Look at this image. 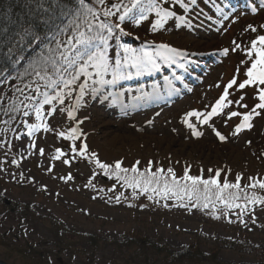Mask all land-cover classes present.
Listing matches in <instances>:
<instances>
[{"label": "rangeland", "instance_id": "374dc122", "mask_svg": "<svg viewBox=\"0 0 264 264\" xmlns=\"http://www.w3.org/2000/svg\"><path fill=\"white\" fill-rule=\"evenodd\" d=\"M186 5L188 10L179 19L177 27L167 28V33L153 31L147 22L137 26L128 19L122 26L127 33L124 35L126 38L142 44L144 48L152 47L150 52H155V46L161 43L183 51L185 60H182V65L190 67L189 64L192 63L196 69V72L190 69L194 82L184 81L182 88L174 86L173 91L167 90L165 93L161 92L160 86L149 96L150 90L146 85L153 84L151 80L124 86L136 76L134 69H128L130 75L125 74L115 83L100 85L94 94L86 95L75 112V120H69L59 108L54 116L48 117L47 112L51 106H47L45 118L55 131L45 132L41 129L32 135H28L24 122L35 123V112L28 110L29 116H23L21 104L22 122L13 135L17 173H12L8 168H0V197L27 205L35 215L52 219L65 229L98 239L109 241L121 240L127 236H143L171 250L197 247L205 255L215 254L226 264H263L264 207L254 208V215L257 217L255 224L250 218L252 211L245 215L244 219L248 223V227H245L233 213L222 222L194 211L185 213L171 203L161 205L158 202L159 205L148 208L144 206V197L138 194L132 206L117 205L116 196L124 193L121 185H115V190L108 193V198L95 196L96 192L92 191L94 186L108 189L111 184L93 175L90 166L82 162L84 157L72 152V142H66L56 134L78 126L83 135L75 142L77 149L84 142L88 145L89 153H96L102 163L112 166L119 160L122 167L131 168L136 161H140L137 167L143 170L152 161L153 172L160 167L165 169L166 174L167 168L171 167L178 177H182L185 167L190 166L191 175L203 174L205 178L214 175V172L207 171L209 168L220 169L222 177L233 183L237 173L245 178H264V156L261 155L264 152V112L253 116L251 129L233 134L243 114L259 102L255 98L254 86H246L240 90L237 84L229 89L230 94L225 103L228 100L233 103L221 114L212 117L207 124L201 122L202 115L199 118L187 115L189 112H210L211 106L223 94L224 87L233 77L238 82L246 79L245 72L246 67L250 66V58L245 49L250 47V42L257 33L264 34V5H261L260 0H247L244 4L240 0H218L217 3L208 2L201 8L197 7V0L195 3L188 0ZM176 6L175 3H170L174 11H177ZM253 8L256 9L255 12ZM249 25L256 28L257 32H252ZM152 40L155 44H152ZM233 41L241 45L234 52L231 51ZM224 48L229 49L227 55L222 54ZM111 53L108 54L110 63L113 58ZM181 57H176L175 61H180ZM164 64L170 67V63ZM163 67L160 66L159 70L163 71ZM156 71L145 72L153 75ZM141 87L142 90L138 89L137 93L136 88ZM128 89L132 91V97L125 94ZM28 92L25 89V93ZM118 95L121 96L122 104L125 107L130 104V108L127 107L122 112L117 110L114 102L118 100ZM240 96L245 97L243 103L248 105L247 109L234 102ZM20 100H24V96ZM24 102L28 103L26 100ZM74 103L75 94L71 100H65V107ZM230 111H237L240 115L228 119L227 113ZM76 120L83 123L77 125ZM189 123L202 133L200 137L192 136ZM217 131L226 137L225 141L219 140ZM32 141H35L36 148L29 147ZM40 148L45 150L43 156L39 153ZM56 148L64 153L60 159H53ZM65 159H69L70 164L63 163ZM91 161L95 163L94 160ZM49 168L52 169L51 172L48 171ZM19 173L29 183H21L14 177ZM69 174L72 176L71 180L61 179ZM90 179L91 185L86 187ZM246 182L242 180L241 187ZM254 191L264 195V191L259 188ZM229 219L233 222L229 223ZM249 228L252 230L249 231ZM67 237L72 239L69 235ZM227 241L249 244L261 251L247 253L233 250L221 243ZM4 244L6 246L0 245V261L7 264L70 262L69 258L59 254L52 255L53 260L46 252L41 255L44 257L42 259L26 257L15 243L4 240ZM36 253L33 254L37 255ZM76 253L79 255L80 250Z\"/></svg>", "mask_w": 264, "mask_h": 264}, {"label": "snow or ice", "instance_id": "6c2138e0", "mask_svg": "<svg viewBox=\"0 0 264 264\" xmlns=\"http://www.w3.org/2000/svg\"><path fill=\"white\" fill-rule=\"evenodd\" d=\"M168 2V0H161V3ZM172 3H183V0H171ZM195 3V0H191ZM77 7L70 9L65 13L67 23L59 27L55 35L51 37L46 49V54L42 50L40 55L29 61L23 73L17 77L23 80L24 77L30 79L23 85V87H14V93L18 92L24 96V100L16 98L14 103L16 106L12 109L14 111H21L19 105H23V116L28 117L29 111L35 112V123H27L25 126L28 128V135L43 129L45 132L55 131L50 127L46 121L44 106L49 105L50 110L47 116H54L57 108L69 120H75V112L81 106L86 95L97 91V87L104 84L115 83L121 79L128 69H134L136 75L149 70H159L160 62L175 63L176 57L185 55L183 51L172 47L169 44L161 43L155 46L156 51L150 52L145 50H132L124 48V55L115 60V63H110V57L107 53L108 40L112 38L114 30H118L120 34L127 35L122 27L126 19L131 18L138 26L142 20L146 19L144 5L142 0H129L128 4H124L123 0L120 3H112L106 5L105 0H75ZM261 5H264V0H260ZM99 10H98V7ZM140 9L139 14H134L133 9ZM122 9V11H121ZM147 11H154L159 17L153 24L152 30H158L163 27L165 21L174 16V12L168 8L162 7L157 4L155 0H148ZM256 9L253 8V12ZM101 15L105 19H101ZM116 17L117 22L111 23L110 18ZM177 19H180L177 17ZM227 19V16H225ZM264 27V26H262ZM252 32H257L256 28L249 25ZM34 41L39 37H34ZM234 47L231 51H236L241 48V45L233 41ZM247 56L250 58V66L246 67L245 76L242 82H238L233 77L224 87L223 94L216 100L215 104L211 106V111L201 114L196 112H189L188 116H203L202 123L207 122L214 116L221 114L229 104L233 101H225L229 96V89L238 84V89L243 90L246 86H254L256 91V99L258 103L254 105L249 111L243 114L241 122L235 127L233 134H238L244 129L252 128L253 116H259L264 112V34L257 33L256 37L251 40L250 47L245 49ZM228 48H224L222 54L227 55ZM119 56V54H117ZM18 62V61H17ZM243 63V61L241 62ZM105 77H110L106 79ZM219 87V85H217ZM25 89L29 92L26 94ZM75 94V103L69 107H65V100H71ZM4 97L0 96V100ZM245 97L240 96L234 102L240 104L241 107L247 109L248 105L243 103ZM28 101L25 103L24 101ZM18 101V103H17ZM259 109L260 111H257ZM240 115L237 111H230L227 113L228 119ZM78 125L83 121L76 120ZM187 123V120H185ZM192 129V136L200 137L201 132L197 131L194 125L188 124ZM56 134L65 140L72 141L71 150L75 155L89 158L95 161L98 168L104 170L105 175L114 176L116 181L122 187L133 189V199L136 197V190L138 189L142 194L152 193L154 195H162L167 198L169 194L179 200L185 197L189 201H195L191 206L195 208L207 209L212 206V218L220 219L216 215L217 203L224 206L225 217L228 216V211L232 209H240L239 213L233 212L237 216L240 224L248 227L247 221L244 219L245 215H249L250 206L264 207V195H260L254 190L259 188L264 191V178L253 176L243 177L240 173L235 176V182H229L226 177H222L221 170H213L209 168L207 171L213 173L207 178L201 175H191L190 166H186L182 177H178L173 170L169 167L165 169L157 167L152 171V161L148 162V166L140 170L137 166L141 163L136 161L131 168L122 167V162L117 160L114 167L112 165L102 163L97 154L89 153L88 145L81 142L79 149L76 147V141L81 135L82 131L78 126L71 127L67 131H58ZM217 137L221 142L226 140V137L220 132H216ZM19 139V137H17ZM250 144L251 141H248ZM30 148H36L35 141L29 144ZM45 150L39 149L41 156L44 155ZM64 153L60 148L55 149L53 159H60ZM264 156V152L261 153ZM13 164L17 161L13 160ZM63 163L70 164L69 159L63 160ZM52 171L51 168L48 169ZM203 173V170H201ZM23 175V174H21ZM95 175V173H93ZM111 178V177H110ZM64 180H71L72 176L69 174L67 177H61ZM247 182L241 187V181ZM221 181H223L221 183ZM91 185V179L86 187ZM115 185L109 191H113ZM252 190V191H250ZM121 195H123L121 193ZM121 196H116V201H120ZM148 199H153V195H148ZM237 201H243L238 203ZM132 206V205H129ZM181 207L185 205L181 203ZM143 207V205H141ZM251 214V222L256 223L257 217L254 215V208ZM229 223L233 221L228 220ZM249 231L252 229L249 228Z\"/></svg>", "mask_w": 264, "mask_h": 264}, {"label": "trees", "instance_id": "16d2710c", "mask_svg": "<svg viewBox=\"0 0 264 264\" xmlns=\"http://www.w3.org/2000/svg\"><path fill=\"white\" fill-rule=\"evenodd\" d=\"M105 2L106 5H110L120 3V0H105ZM123 2L128 4L129 0H123ZM155 2L168 8L169 0L165 3H161V0H155ZM142 4L147 18L142 20L139 25L147 22L152 27L159 17L154 11H147L148 0H142ZM75 7H77L75 0H0V96L4 97L3 100H0L1 169L8 168L12 173H17L16 164L12 163L13 160H16L13 135L22 119L21 111L12 109L16 106L14 103L16 98L18 97L20 100L22 95L18 92L14 93V87H23L30 79L27 76L23 80L17 77L24 72L29 61L40 55L42 50L46 54L51 37L55 35L59 27L67 23L65 13ZM139 11L138 8L133 9L134 14L138 15ZM174 12V15L180 16L184 9L178 8ZM100 18L105 19L102 15ZM128 21L135 24L131 18ZM110 22L116 23L117 18H110ZM177 23V16L169 17L163 27L155 32L167 33L166 29H174L177 27ZM34 37H39V39L34 41ZM135 44L120 34L118 30H114L112 38L108 40L107 53L118 52L125 47H133ZM19 106L21 108V105ZM46 109L47 105L44 106V111ZM82 162L88 164L99 179H104L111 184L108 189L99 188V186L93 187L92 191L96 192L95 196L98 198H108L109 189L113 188L112 185H121L114 176H111V173L105 175L104 170L98 168L89 158L84 157ZM14 177L21 183H29L20 173L15 174ZM121 188L124 193L123 195L118 194L121 198L119 202L116 201V204L123 207L133 205L135 201L133 189L122 186ZM136 194L144 197V206L148 208L159 205L158 202H161V205L171 203L185 213L194 211L212 218L211 205L203 210L195 208L191 206L195 201H189L187 197L181 201L170 194L165 198L152 193L142 194L138 189ZM148 195H153V199H148ZM237 202L243 203V201ZM181 203L185 206L181 207ZM255 207L250 206L249 212ZM224 211V206L217 203L216 215L221 217L222 222H225L226 219L223 215ZM206 212L208 213L205 214ZM233 212L239 213L240 209L229 210L228 216ZM67 235L72 239H69ZM4 240L15 243L17 249L26 257L42 259L44 257L41 255L46 252L54 260L52 255L59 254L69 258L68 264H226L221 262L215 254L205 255L197 247L171 250L143 236H127L121 240L110 239L108 241L88 234L77 233L65 229L52 219L35 215L27 205L6 201L0 197V245L6 246ZM221 243L227 248L242 252L261 251L249 244H241L236 241ZM78 250H80L79 255L76 253ZM32 252H37V255Z\"/></svg>", "mask_w": 264, "mask_h": 264}, {"label": "bare ground", "instance_id": "6f19581e", "mask_svg": "<svg viewBox=\"0 0 264 264\" xmlns=\"http://www.w3.org/2000/svg\"><path fill=\"white\" fill-rule=\"evenodd\" d=\"M157 155V154H156ZM201 157H203V156H201ZM206 157V156H205ZM205 160H208V158H204ZM177 160H179V159H177ZM181 161V160H180ZM186 162H187V160H186ZM184 163V162H183ZM181 165V164H180ZM183 165V164H182ZM181 167V166H180ZM179 167V168H180Z\"/></svg>", "mask_w": 264, "mask_h": 264}, {"label": "water", "instance_id": "95a60500", "mask_svg": "<svg viewBox=\"0 0 264 264\" xmlns=\"http://www.w3.org/2000/svg\"><path fill=\"white\" fill-rule=\"evenodd\" d=\"M0 264H7V263H5V262H3V261H0Z\"/></svg>", "mask_w": 264, "mask_h": 264}]
</instances>
